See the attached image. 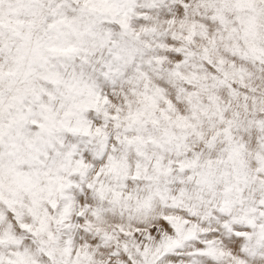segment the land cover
<instances>
[{
  "label": "snow or ice",
  "instance_id": "1",
  "mask_svg": "<svg viewBox=\"0 0 264 264\" xmlns=\"http://www.w3.org/2000/svg\"><path fill=\"white\" fill-rule=\"evenodd\" d=\"M0 264H264V0H0Z\"/></svg>",
  "mask_w": 264,
  "mask_h": 264
}]
</instances>
